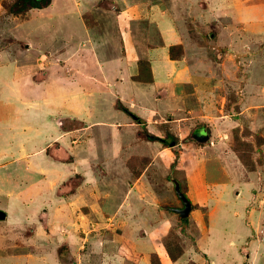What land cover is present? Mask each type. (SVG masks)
Masks as SVG:
<instances>
[{
    "label": "crops",
    "instance_id": "crops-1",
    "mask_svg": "<svg viewBox=\"0 0 264 264\" xmlns=\"http://www.w3.org/2000/svg\"><path fill=\"white\" fill-rule=\"evenodd\" d=\"M125 16L122 7L115 22L104 21L101 31H96L99 25L90 26L82 14L83 35L77 41L72 35L58 52L47 53L45 66L43 54L42 59L29 52V58L21 56L22 62L13 60L16 83L1 82L0 140L7 143L0 147V169L6 157L22 163L18 165L22 174L16 180L21 183L4 192L15 199L21 195L23 204L42 207L41 212H31L24 219L35 221V216L43 231L54 226L49 234L67 240L58 243V239L53 245L38 242L39 247L26 250L1 247L4 254L0 264H6L1 260L7 257L15 259L11 264L22 260L23 264L53 260L61 264H123L126 245L132 248L127 254L135 256V264H152L153 254L161 264H215L212 253L217 250L206 247L204 239L209 235L218 199L222 192L238 198L242 187H255L253 172L258 168L245 165L239 158L233 130L249 129L261 136L263 141L258 146L254 135L240 132L242 140L256 145L253 157L258 154L264 165V86L259 83H264V50L253 54L263 38L260 26L248 28L241 43L228 45L230 50L213 47L218 50L215 57L211 52H200L195 58L192 53L197 54V48L193 50L164 15L163 21L156 23L159 45L146 40L141 27L155 24L152 20L141 23L143 18ZM145 45L147 57L141 51ZM173 45H183L181 58L172 59ZM140 60L150 62L151 68L146 70L150 81L137 79ZM70 68L75 74L68 72ZM255 81L259 86H253ZM227 107L229 115L223 112ZM147 134L160 139L148 138ZM184 144L192 145V152ZM144 159L148 165L143 168ZM128 161L133 163L131 167ZM158 161L170 169L167 179L171 181L170 175L175 177L176 170L183 172L186 185L180 181L181 187L193 205L189 227L179 233L195 237V245L184 243L183 254L176 260L170 257L165 240L178 227L177 219H182L175 209L184 204L169 186L161 189L163 194L146 190L149 204L139 217L136 213L127 217L124 211L118 213V207L114 209L141 205L137 194L145 190L142 178ZM233 174L239 176L234 179ZM230 186L236 189L231 191ZM47 203L54 209H43ZM77 203L87 205L92 217L101 209L98 217L88 219L93 228L81 244L77 233L63 232L56 225L67 217L62 206ZM166 203L174 207L162 208ZM105 206H113L114 211ZM248 212L253 220L257 207L252 203ZM249 225L254 228L253 221ZM54 250H59V258Z\"/></svg>",
    "mask_w": 264,
    "mask_h": 264
},
{
    "label": "rangeland",
    "instance_id": "rangeland-1",
    "mask_svg": "<svg viewBox=\"0 0 264 264\" xmlns=\"http://www.w3.org/2000/svg\"><path fill=\"white\" fill-rule=\"evenodd\" d=\"M15 1L0 0V84L1 82H9L13 85L16 83L14 61L22 62L21 56L29 58L28 53L30 52L36 59H42L41 55L43 54L45 66L48 62L47 53L54 54L58 52L61 44L69 40L72 35H74V41H77L78 37L83 35L82 28H80L81 21H79L82 14H84L85 21L90 26L95 28L96 24H98L99 26L95 30L101 31L100 27L104 21L111 22L114 20L111 24L116 21V13L122 7L126 9V18L137 16L136 18H143L139 19L142 20L141 23L145 20H152L155 23L153 25L148 23L147 27L141 26L144 29L146 40L150 41L152 45L160 44L156 23L163 21L162 16L164 15L167 21L173 22L175 29L181 33V37L184 34L183 36L187 38L188 44L192 46L193 50L197 48V54L194 51L192 53L195 58L201 56L198 55V53L201 54L200 52H206L207 54L211 52L213 57H215L218 50H230L228 45L234 43V41L241 43L239 40L245 37L243 34H246L248 28H254L253 24L260 26L261 29L259 31L264 38V0H52L51 4L46 8L31 9L20 14H14L9 11L8 7L13 5ZM166 19L164 22H166ZM69 26L70 28L67 30L66 28ZM71 26L73 27L71 28ZM74 26H77L76 30ZM263 38L258 42L259 48L256 43L253 54L256 51L264 50ZM146 46H143L141 51L147 57L148 52L146 50L148 47ZM213 47H217L215 49L218 50ZM231 52L235 53L234 50ZM237 52L240 54L239 51H236V54ZM190 59L193 60L192 57ZM12 62L14 63L13 65L11 64ZM69 70L68 72L75 74V70L71 68ZM20 83L22 84L21 80ZM259 83L261 87L264 86V83ZM253 86H259V84L255 81ZM242 88H245V85ZM34 97L37 99L39 95L35 94ZM232 99L234 102L238 101L235 96H232ZM227 108L223 109V112L229 115V107ZM228 128L230 127H226V129ZM233 131L235 135L238 134L237 129ZM233 142L236 143L234 138ZM6 143L5 140L1 139L0 147H5ZM183 146L186 150L192 152V145L184 144ZM258 159L259 155L255 154L253 157L255 165H249V167H257L259 170L253 172L255 187L248 190L242 187V193L238 198L234 194L228 196L227 193L222 192L217 201V211L210 218V231L209 235L205 236L204 243H207L206 247L210 246L213 250H217L212 253L214 255L212 259L215 260V264H264V165H262L263 162L259 163ZM11 160L12 158L6 157L1 162L4 166L0 169V208L7 209V211L5 210L7 212L6 219L0 220V248L2 247L5 250L24 248L26 250V247L30 246L39 247L38 242H48L53 245L58 239V243L61 240V242L64 239L67 240L64 236L58 238L49 234L50 227L54 228V226H48L47 232L43 231L35 216H33L35 221L24 219L26 216L28 218L31 212L33 214L41 212L42 207L36 206L35 203L31 205L23 204L20 199L22 198L21 195H18L17 199L15 197L11 198V194H8L9 197L6 196L5 192L15 189L22 181H16L18 176L22 174L18 168V165H22V163L11 162ZM160 160L163 162L162 159ZM142 163H145V166L148 165L147 159H144ZM256 163H259V167ZM131 164L128 161L129 167H131ZM229 169L234 173L232 168ZM12 174H15L14 179L12 178L13 176L11 177ZM169 174L170 169H168V166L162 165L159 161L156 165H151L142 178L145 190L137 194L140 197L139 200L142 206H115L114 209L118 207V213L120 210L124 211L127 217L132 213H136L137 217H139L141 209L146 207V203L149 204L147 191L156 190L163 194L162 191L164 190L161 189L167 185L170 187L171 192L176 195L174 183L167 179ZM174 175L186 185L182 171L176 170ZM237 176L239 175L235 174L233 178L235 179ZM181 178L182 180H180ZM249 179L251 178L249 177ZM233 187L230 186L231 191L236 189ZM252 203L255 208L257 207V214L253 220H250L248 218V210ZM51 205V203H47L42 206L43 209L44 207H52L54 209V206ZM35 206L36 208L33 209ZM86 206L79 203L65 208L62 206L61 211L67 217L56 221V225L62 227L63 232L77 233V242L80 244L85 242V238L90 235L89 232L93 228L90 220H88L92 217V214L90 213V215L87 212ZM107 206H105L107 210L114 211L112 209L113 206H110L111 208ZM60 207L61 204L57 209ZM161 207L170 210L174 206L166 203ZM100 211L101 209L98 208V212L91 219L98 217ZM177 220L176 226L178 227L173 228L172 232H176L170 236V241L177 240L180 245H184V243L187 246L195 245V237L193 239L186 238L187 233H179L189 227L188 223L184 225L182 224V219L178 218ZM250 221H253L254 228L249 225ZM55 230H53L54 233L52 234H55ZM33 240L36 242L33 243ZM65 247L63 246V248ZM128 249H132L130 245H126L123 249L125 258L122 263L135 264V256L127 254ZM2 254L4 253L0 251V256ZM54 254L56 257L58 255L59 258V250H54ZM245 255L247 257L249 255L248 259H245ZM14 260V258L7 257L1 261L11 264ZM23 262L25 260H22L20 264H23ZM45 264L61 263L53 260Z\"/></svg>",
    "mask_w": 264,
    "mask_h": 264
},
{
    "label": "trees",
    "instance_id": "trees-1",
    "mask_svg": "<svg viewBox=\"0 0 264 264\" xmlns=\"http://www.w3.org/2000/svg\"><path fill=\"white\" fill-rule=\"evenodd\" d=\"M52 0H16L13 5L9 6L8 9L11 13L14 14H20L23 12H26L31 9H42L46 8L51 4ZM170 55L172 59L181 58L184 55V50L182 45H173L170 47ZM139 66L141 68V74L137 76V79L142 81H150L151 77L147 75L146 70H150V62L148 60H140ZM137 120H140V118H136ZM238 130V134H240V128H236ZM242 133L245 135H254L256 140V145H260L263 141L261 136L259 134L249 130V129H243L241 130ZM236 136V144L235 145V151L237 152L239 158L241 161L249 166V165H255L253 160V153L257 152V147L253 142L242 140L240 138V135ZM152 136L148 135V138H151ZM152 139V138H151ZM165 143V141L163 140ZM174 143V142H173ZM167 145V144H166ZM174 145V144H171ZM170 146V144L168 145ZM250 161V162H249ZM261 160H259V163ZM133 165V163H132ZM142 167H145V163H142ZM139 173V172H137ZM189 218H182V223L187 224ZM176 232V231H174ZM172 232L165 240V246L166 249L170 255V257L174 260L178 259L183 254V246L180 245L177 240L170 241V236L174 233ZM152 264H161L160 260L158 259L157 255H152Z\"/></svg>",
    "mask_w": 264,
    "mask_h": 264
},
{
    "label": "water",
    "instance_id": "water-1",
    "mask_svg": "<svg viewBox=\"0 0 264 264\" xmlns=\"http://www.w3.org/2000/svg\"><path fill=\"white\" fill-rule=\"evenodd\" d=\"M150 136V135H149ZM148 137V134H147ZM152 139H160L158 137L152 136ZM171 179L175 185V191L177 195L180 197V199L184 203V207L181 209H175L176 212L180 214L182 218H187L190 215V212L192 211L193 205L190 201V199L186 196V194L183 192L180 181L171 174ZM7 212L4 209H0V220L6 219Z\"/></svg>",
    "mask_w": 264,
    "mask_h": 264
},
{
    "label": "clouds",
    "instance_id": "clouds-1",
    "mask_svg": "<svg viewBox=\"0 0 264 264\" xmlns=\"http://www.w3.org/2000/svg\"><path fill=\"white\" fill-rule=\"evenodd\" d=\"M184 204V203H183Z\"/></svg>",
    "mask_w": 264,
    "mask_h": 264
}]
</instances>
